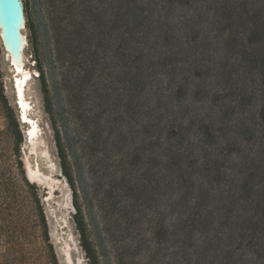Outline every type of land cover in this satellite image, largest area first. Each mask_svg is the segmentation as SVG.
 I'll return each mask as SVG.
<instances>
[{
    "label": "rangeland",
    "instance_id": "obj_1",
    "mask_svg": "<svg viewBox=\"0 0 264 264\" xmlns=\"http://www.w3.org/2000/svg\"><path fill=\"white\" fill-rule=\"evenodd\" d=\"M23 1L28 39L26 68L31 73L26 95L32 103L30 115L41 129L38 154L25 141L27 127L19 121L13 74L1 44L0 73L23 136L25 174L28 157L57 183L48 201L49 189L36 182L60 264H68L64 255L67 244L72 264H89V260L74 221L75 193L62 171L57 131L73 150L70 155L75 157L72 160L78 176L79 205L102 264H196L193 242L181 229L182 214L188 206L181 202L178 168L167 165L168 132L173 126H192L188 139L196 145L198 154L197 145H202L199 129L210 126L215 133V152H229L220 161L226 176L224 180L219 178L220 186H214L212 196L216 200L208 203L209 207H216L230 182L243 178L238 174L241 163L259 166L252 160L259 159L264 149V122L259 117L264 106L260 74L251 71L237 50L223 42L218 28L206 23L201 30L208 31L211 37L207 49L190 53L183 50L188 59L177 73V78L189 77L188 83L195 82L190 89L199 91L201 98H196L202 100L191 93L178 104L172 92L176 86L159 65L163 55L156 53L151 63L145 61L142 70L148 72L135 80L129 37L126 29L116 26L114 0H102V17L88 44L81 33L70 34L74 29L71 26L69 33L64 31L60 21L53 23L54 31L45 0ZM261 1L264 7V0ZM192 13V9L181 8L171 23L183 21ZM79 22L77 19V26ZM195 67L204 69L207 75L191 79L190 69ZM40 68L50 90L53 116L45 105ZM239 95H245L247 100L240 103ZM218 96L223 98L215 102ZM5 128L6 119L0 115V130ZM44 150L50 160L41 154ZM199 183L206 185L201 178ZM253 184L256 191L263 186L257 177ZM194 203L192 198L189 205Z\"/></svg>",
    "mask_w": 264,
    "mask_h": 264
},
{
    "label": "trees",
    "instance_id": "obj_2",
    "mask_svg": "<svg viewBox=\"0 0 264 264\" xmlns=\"http://www.w3.org/2000/svg\"><path fill=\"white\" fill-rule=\"evenodd\" d=\"M101 2L45 0V5L54 31V24L60 21L64 31L69 33L71 26L74 29L70 34L81 33L88 44L102 17ZM261 2L114 0L116 26L119 30L126 29L129 37L127 41L132 49L135 80L148 72L142 70L145 61L151 63L156 53L161 54L163 62L159 65L163 66L164 74L176 86L172 91L175 102L182 104L191 93L193 97L201 98L199 91L190 89L195 82L188 83L189 77L179 79L177 73L180 65L188 59L183 50L190 53L207 49L211 37L208 31L203 32L201 29L208 23L218 28L219 36L224 38L223 42L237 50V54L251 66V71L260 74L264 88V7L260 5ZM181 8L192 9L193 13L183 17V21L171 23L177 16L176 11ZM77 19L80 21L79 26L76 25ZM29 27H32L31 23ZM55 35L57 37V32ZM252 46L256 49H252ZM169 66L172 67L167 70ZM41 70L45 105L47 112L53 116L50 90L45 73ZM203 70L199 67L190 69L191 79L207 75ZM222 98L216 97L215 102ZM239 100L243 103L247 98L239 95ZM0 115L6 119L5 130H0V142L3 144H0V264H60L51 241L39 187L28 180L24 171L21 151L23 136L5 93L1 73ZM259 117L264 122V106ZM192 128L181 124L169 130L166 140L170 144L166 149V157L169 168H178L181 202L188 206V210L182 214L181 229L188 233V238L193 242L196 264H264V149L259 159L252 160L259 166L253 168L251 163H241L238 174L243 178L230 182L226 194H221L217 200L218 205L209 207L208 203L216 200L212 196V192L216 191L214 186H220L222 180L219 178L224 180L226 176V169L220 161L229 152L224 149L215 152L212 147L215 133L210 126H205L199 129L202 145H197L198 154H195L196 145L188 139ZM56 144L63 174L75 193L77 212L74 221L80 234L81 246L89 264H102L99 248L93 239L84 210L79 205L78 176L72 160L75 157L70 155L73 150L59 131L56 133ZM256 177L263 183L257 191L253 184ZM199 178L205 180L206 185L197 184ZM224 184L227 186V181ZM192 198H195V203L191 207L189 202Z\"/></svg>",
    "mask_w": 264,
    "mask_h": 264
},
{
    "label": "bare ground",
    "instance_id": "obj_3",
    "mask_svg": "<svg viewBox=\"0 0 264 264\" xmlns=\"http://www.w3.org/2000/svg\"><path fill=\"white\" fill-rule=\"evenodd\" d=\"M25 28L26 27H24L22 31L24 38V50L22 54V61L20 63H16L13 60L11 61V56L9 54L8 55L5 54V56L9 60L10 68L14 74L13 84L16 90L15 94H17V101H18L17 104L18 106H20V112H19L20 120L22 123L28 124V128L25 132L26 140H27L26 143L29 144V146L31 147V151L33 153L38 154L36 145L40 138L41 129L39 122L33 119L34 117L30 115L32 109V103L28 100L26 95V87L28 85L29 79L31 78V73L26 68L25 50L28 45V39L26 33L24 32ZM11 63L13 65H11ZM41 154L45 156V159L47 158L48 160H50L49 153L46 150L42 151ZM48 162L52 163V161H48ZM54 165L55 164H53L52 166L54 167ZM26 170L29 178L33 183L37 182L43 184L49 189V194H48L49 197L47 199L49 201L55 191L57 185L56 180L51 175H46L45 173H43L38 163L32 164L28 157L26 158ZM64 255L68 264H72L73 261L70 252V246L68 244L64 247Z\"/></svg>",
    "mask_w": 264,
    "mask_h": 264
},
{
    "label": "water",
    "instance_id": "obj_4",
    "mask_svg": "<svg viewBox=\"0 0 264 264\" xmlns=\"http://www.w3.org/2000/svg\"><path fill=\"white\" fill-rule=\"evenodd\" d=\"M26 25V8L23 0H0V44L4 53L6 55L9 54L11 56V61L13 60L16 63H20L22 61V54L24 50V38L22 31L24 27H26ZM6 60L9 63V60L7 58ZM11 65L13 64L11 63ZM16 106L19 113L20 106H18L17 103ZM19 121L21 124L25 125L28 128L27 123H22L20 118ZM25 132L24 138L27 142ZM26 176L28 180L31 181L28 176L27 170Z\"/></svg>",
    "mask_w": 264,
    "mask_h": 264
}]
</instances>
